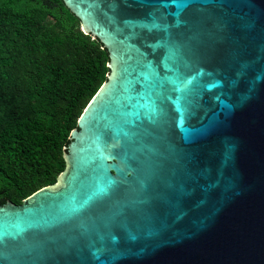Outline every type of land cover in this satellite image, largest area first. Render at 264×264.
<instances>
[{"label":"water","instance_id":"1","mask_svg":"<svg viewBox=\"0 0 264 264\" xmlns=\"http://www.w3.org/2000/svg\"><path fill=\"white\" fill-rule=\"evenodd\" d=\"M63 1L111 71L0 264H264V0Z\"/></svg>","mask_w":264,"mask_h":264},{"label":"trees","instance_id":"2","mask_svg":"<svg viewBox=\"0 0 264 264\" xmlns=\"http://www.w3.org/2000/svg\"><path fill=\"white\" fill-rule=\"evenodd\" d=\"M109 62L63 0H0V204L57 184Z\"/></svg>","mask_w":264,"mask_h":264}]
</instances>
